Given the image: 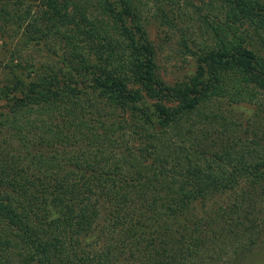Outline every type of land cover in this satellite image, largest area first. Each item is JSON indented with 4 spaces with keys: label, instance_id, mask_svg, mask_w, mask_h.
I'll list each match as a JSON object with an SVG mask.
<instances>
[{
    "label": "trees",
    "instance_id": "16d2710c",
    "mask_svg": "<svg viewBox=\"0 0 264 264\" xmlns=\"http://www.w3.org/2000/svg\"><path fill=\"white\" fill-rule=\"evenodd\" d=\"M26 1L2 2L0 25L31 24L30 39L59 42L67 67L0 87V264H253L264 250V0H200L201 34L181 41L197 69L174 84L149 25L152 5L181 0H32L45 24Z\"/></svg>",
    "mask_w": 264,
    "mask_h": 264
},
{
    "label": "rangeland",
    "instance_id": "374dc122",
    "mask_svg": "<svg viewBox=\"0 0 264 264\" xmlns=\"http://www.w3.org/2000/svg\"><path fill=\"white\" fill-rule=\"evenodd\" d=\"M0 0V8L3 6ZM200 0H181L179 5L170 6H151L149 32L151 40L157 50V64L161 77L168 84L187 80L197 69V57L185 54L182 49L181 41L185 36L183 32H188V37L199 38L202 22L199 19L197 9ZM26 3L32 8L34 16L33 23L45 24V17L40 9V2L27 0ZM13 9V7H11ZM196 11V13H195ZM166 18L171 20L167 23ZM21 24V25H20ZM33 27L29 23H19L12 20L9 24L4 22L0 25V87L12 88L16 82V77L30 80L31 71L39 69V77L42 79L47 71L61 73L66 70L67 64L64 61L62 47L51 41L37 43L30 39ZM204 39V38H203ZM212 44L214 40L209 37L201 41ZM257 52L264 54V48L257 45ZM199 48H195L198 50ZM197 52V51H196ZM238 116L241 113L248 114L251 110L244 105L238 108ZM226 197H211L205 201L196 203V210L202 212L209 208L219 205L225 201ZM91 241V240H90ZM253 264H264V250L257 254Z\"/></svg>",
    "mask_w": 264,
    "mask_h": 264
}]
</instances>
